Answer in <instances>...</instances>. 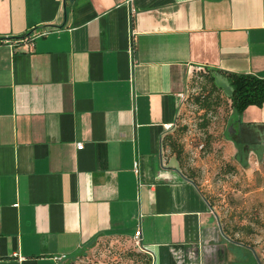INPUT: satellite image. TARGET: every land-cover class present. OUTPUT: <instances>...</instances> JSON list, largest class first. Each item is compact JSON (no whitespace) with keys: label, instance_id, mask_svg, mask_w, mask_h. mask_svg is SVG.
<instances>
[{"label":"crops","instance_id":"crops-1","mask_svg":"<svg viewBox=\"0 0 264 264\" xmlns=\"http://www.w3.org/2000/svg\"><path fill=\"white\" fill-rule=\"evenodd\" d=\"M197 66L229 91L223 73L264 79V0H0V264L137 229L148 264H258L161 148ZM228 128L260 157L264 104Z\"/></svg>","mask_w":264,"mask_h":264},{"label":"rangeland","instance_id":"rangeland-1","mask_svg":"<svg viewBox=\"0 0 264 264\" xmlns=\"http://www.w3.org/2000/svg\"><path fill=\"white\" fill-rule=\"evenodd\" d=\"M218 85L221 91L217 101L207 112L194 100L199 88L190 85L177 122L167 133L175 146L182 148L183 173L203 191L226 235L252 246L259 264H264V148L260 157L252 154L249 160L248 154L245 160L235 146L227 143L230 91ZM205 122L207 127H202ZM163 150L165 157L173 156L170 145ZM130 246L103 242L100 258L134 264L121 254Z\"/></svg>","mask_w":264,"mask_h":264},{"label":"trees","instance_id":"trees-1","mask_svg":"<svg viewBox=\"0 0 264 264\" xmlns=\"http://www.w3.org/2000/svg\"><path fill=\"white\" fill-rule=\"evenodd\" d=\"M31 41L30 36H25L22 38H17L16 40H5L6 43H24V42ZM223 76L227 79L230 89V94L228 96L230 111L234 113L236 116L242 114V112L251 106L255 107H262L264 104V79L258 78L254 75H238V74H231V73H223ZM191 86H195L199 92L195 96V102L199 105L200 109L207 112L213 104L217 101L218 93L220 87H218L215 83V78L212 76L211 71L208 69H204L203 71L194 73L191 81ZM207 122L202 124V127H207ZM170 135L166 133L161 139V148L163 151L164 146H169L172 149L173 157H175L178 166L182 171V164H181V156H182V148H178L175 146L172 140H170ZM183 173V171H182ZM185 177L195 183L192 177L183 173ZM223 230V229H222ZM223 233L230 241L235 244H241L244 247H250L253 249L252 246H249L245 243L240 241L231 239L223 230ZM103 242H114L118 245L122 244H130L131 246L127 248V252H121L122 255H126L129 259L133 261L134 264H148L147 257L142 254L140 251L135 250L133 247L132 242L124 241V240H112V239H105L97 243L96 252L91 256H83L78 257L77 260L70 262L68 264H99L103 262L104 264H119V260H110L109 257L100 258L103 254H101L100 246ZM105 257V256H103ZM110 261H109V260ZM256 261L259 264L258 256L256 255Z\"/></svg>","mask_w":264,"mask_h":264},{"label":"built area","instance_id":"built-area-1","mask_svg":"<svg viewBox=\"0 0 264 264\" xmlns=\"http://www.w3.org/2000/svg\"><path fill=\"white\" fill-rule=\"evenodd\" d=\"M25 43V47L28 49V50H32L33 49V42L32 41H29V42H24ZM10 46H14L13 43H9ZM205 68L201 67V66H197V67H191L190 68V72H189V83H188V86L186 87V91L184 93H182L180 95V98L182 100V102L185 101L186 97H185V93L188 94L190 92L189 90V87H190V81L194 75V73L196 72H200V71H203ZM174 124H171V125H168L166 126V130L169 131L173 128ZM76 148L77 150H81L83 148V145L82 144H77L76 145ZM202 148V146H200V149ZM141 231L139 229H137L134 234H133V240H134V247L138 250H142L141 248ZM61 259H65V256H62L60 258ZM99 264H104L103 262H100Z\"/></svg>","mask_w":264,"mask_h":264},{"label":"flooded vegetation","instance_id":"flooded-vegetation-1","mask_svg":"<svg viewBox=\"0 0 264 264\" xmlns=\"http://www.w3.org/2000/svg\"><path fill=\"white\" fill-rule=\"evenodd\" d=\"M236 139L238 140V143L240 144V150L238 151V154L239 155H242L243 156V159L247 153V150H246V144L243 143V138L242 136H237ZM254 146V145H253Z\"/></svg>","mask_w":264,"mask_h":264},{"label":"water","instance_id":"water-1","mask_svg":"<svg viewBox=\"0 0 264 264\" xmlns=\"http://www.w3.org/2000/svg\"><path fill=\"white\" fill-rule=\"evenodd\" d=\"M228 132H229V133H232V132H233V130H232V127H231V126L228 128Z\"/></svg>","mask_w":264,"mask_h":264}]
</instances>
